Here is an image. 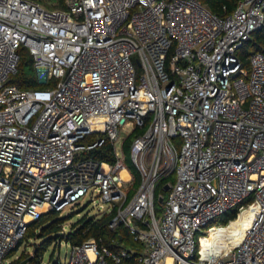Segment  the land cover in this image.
Instances as JSON below:
<instances>
[{"label":"built area","instance_id":"obj_1","mask_svg":"<svg viewBox=\"0 0 264 264\" xmlns=\"http://www.w3.org/2000/svg\"><path fill=\"white\" fill-rule=\"evenodd\" d=\"M64 4L0 0V264L30 223L85 197L134 245L91 238L52 264H264V50L249 70L238 57L264 27V0L220 16L200 0ZM20 49L45 89L9 83ZM136 129L128 198L117 143ZM106 142L112 164L89 156ZM171 177L157 219L154 192ZM248 208L238 243L203 254L225 227L210 224Z\"/></svg>","mask_w":264,"mask_h":264},{"label":"trees","instance_id":"obj_2","mask_svg":"<svg viewBox=\"0 0 264 264\" xmlns=\"http://www.w3.org/2000/svg\"><path fill=\"white\" fill-rule=\"evenodd\" d=\"M47 9H57L64 10L65 9V0H33ZM208 10L215 15H223L224 12L226 14H230L236 7L239 0H200ZM225 9V11H224ZM264 50V27L260 30L255 31L248 42H246L241 50L238 52V57L240 58L243 67L246 70H249V62L248 57L252 54ZM20 60L17 67L16 74L11 77L9 80L10 84L16 85L21 90H42L45 89L46 86L38 84L36 81L34 69L32 67V59L28 52L25 49L19 50ZM53 83H51L52 85ZM142 130L136 129L132 131L130 134L123 138V151L126 154L129 148V144L132 139L137 135L141 134ZM91 158L97 161H104L106 163L112 164L114 163L113 158V148L112 146L106 142L102 147H99L89 155ZM127 156V155H126ZM125 158V157H124ZM125 163H127L128 170L130 171L133 177V184L138 185L139 183V175L135 170L134 166L130 162V160L126 157ZM172 178H168L162 180L158 187H156L154 192V198L157 197V194L161 191L162 187L168 182L171 181ZM246 211H242L238 214L237 210L233 212L227 213L224 217V226L228 224L229 221L231 223L229 226L236 224L243 217ZM237 214L239 216H237ZM110 217H103L99 220L89 219L82 220L78 226H72L71 232L68 234L63 233V222L64 219L60 218V213L51 211L47 214H44L40 217V219L36 222H32L28 225L26 234L23 240L18 244L17 248H15L10 254L15 253L18 247L30 238H38L42 240V242L36 246L35 254L32 256L29 264H40L41 257L47 247L52 244L53 241L57 242L58 240H65L70 245H80L88 239H95L99 244H104L105 246H109L112 240H116L117 246L113 248H118L120 244H123V247H133V245L128 246L131 243L128 232L124 230L122 227H119L117 230L111 231L108 229V222ZM39 233H36V231ZM229 229H223L222 236L214 235L213 242L210 245H207L206 248L220 245L223 241L224 236L228 233ZM218 241V242H216ZM30 254H22L19 256L16 261L12 264H21V262L27 258H30Z\"/></svg>","mask_w":264,"mask_h":264},{"label":"rangeland","instance_id":"obj_3","mask_svg":"<svg viewBox=\"0 0 264 264\" xmlns=\"http://www.w3.org/2000/svg\"><path fill=\"white\" fill-rule=\"evenodd\" d=\"M135 69H136L137 73L140 72V68L138 66H135ZM124 137L125 136H123V138ZM121 143H122V141L117 143V148L123 153L125 158L127 157L130 160V158H129V148H128V151L125 154L124 151H123V145ZM125 167L128 169L127 163H125ZM129 185H130V188H129L128 192H127L128 193L127 194L128 198H130L132 196L133 190L137 186V185H134L133 182L131 184H129ZM163 195H164V193H163ZM157 196H158V194H157ZM247 203H249V201L245 202L244 205L247 204ZM154 207H155V216L158 219L160 217V203H159L157 197L154 199ZM248 209H251V208H248ZM248 209H244L242 211H247ZM105 212H106L105 209L102 210L101 212L97 211V207H95L94 204H93V199L91 200L88 197L82 198L78 205H75V206H73L71 208L70 207L66 208L65 210H63L60 213V218L64 219V222H63V233L64 234L70 233L71 229H72V226H75V227L78 226L82 220H89V219L98 220L102 216V213H105ZM231 212H233V211H231ZM226 215L227 214H225L224 216L219 217L216 220H214L210 224V226H216V227L224 226V224H225L224 217ZM232 226L233 225H231V226L228 225L224 229H229L230 230ZM36 233H39V231L37 230ZM199 236H201V235H199ZM195 240L197 241V238H195ZM41 242H42V240H40L38 238H30L27 241H24L18 247L17 251L15 253H12V254L8 255L7 257H5V259L2 261L1 264L14 263V261H16V257H19V256H21L22 254H25V253L26 254H30L31 256H33L35 254V251H36V246H38ZM216 242H218V241H216ZM204 244L207 247V245H210L211 242L209 240H206L204 242ZM131 245H134V244L132 243V244H130L128 246H131ZM70 251H71L70 244L67 243V241H65V240H61V241L58 240L57 242L53 241L52 244H50L47 247V249L45 250V252L43 253V255L41 257V260H40V264H52L57 259H59L62 262H64L66 260V258H68L69 254H70Z\"/></svg>","mask_w":264,"mask_h":264},{"label":"bare ground","instance_id":"obj_4","mask_svg":"<svg viewBox=\"0 0 264 264\" xmlns=\"http://www.w3.org/2000/svg\"><path fill=\"white\" fill-rule=\"evenodd\" d=\"M121 175H122L123 178H127V175H126L125 172H122ZM252 215H253V208L248 209L244 213L243 217L239 220V222L234 224L231 227V229L228 231V233L224 236L223 241L221 243V246L220 245H216V246H212V247L209 246V248H206L204 242L206 240H209V241L213 242V238L212 237L214 235L221 237L223 235L222 234L223 229L225 227H227L231 222L227 226L222 227L221 229H218L216 231H213L209 238L201 239V250H202V253L205 254V252L213 250V249L216 250V251L225 250L227 247L238 243V241L240 240L244 230L249 227L251 219H252Z\"/></svg>","mask_w":264,"mask_h":264},{"label":"water","instance_id":"obj_5","mask_svg":"<svg viewBox=\"0 0 264 264\" xmlns=\"http://www.w3.org/2000/svg\"><path fill=\"white\" fill-rule=\"evenodd\" d=\"M32 256L24 261L21 262V264H28L31 260Z\"/></svg>","mask_w":264,"mask_h":264}]
</instances>
